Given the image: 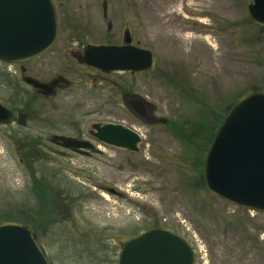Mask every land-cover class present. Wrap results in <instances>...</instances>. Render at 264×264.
I'll list each match as a JSON object with an SVG mask.
<instances>
[{"label": "rangeland", "instance_id": "obj_1", "mask_svg": "<svg viewBox=\"0 0 264 264\" xmlns=\"http://www.w3.org/2000/svg\"><path fill=\"white\" fill-rule=\"evenodd\" d=\"M53 2L54 44L15 65L0 61V103L11 112L0 122V220L27 219L39 204L22 155L23 145L36 141L33 168L46 179L56 215L39 235L50 264H116L125 241L154 227L183 237L211 264L221 263L233 238L264 243V213L208 190L201 161L209 130H195V122L213 124L236 99L264 93V25L249 17V0ZM125 29L133 45L153 53L151 68L103 73L82 62L86 46L120 44ZM59 75L69 84L47 96L24 81ZM130 94L152 103L151 112L133 114L124 99ZM99 122L140 132L139 149L98 142L88 131ZM54 134L93 148L64 149L51 142ZM107 186L121 195L108 194Z\"/></svg>", "mask_w": 264, "mask_h": 264}, {"label": "water", "instance_id": "obj_2", "mask_svg": "<svg viewBox=\"0 0 264 264\" xmlns=\"http://www.w3.org/2000/svg\"><path fill=\"white\" fill-rule=\"evenodd\" d=\"M249 17L264 25V0H249ZM58 20L53 0H0V61L17 63L34 58L56 41ZM153 53L131 43L123 32L121 44H90L82 62L103 73L141 72L152 67ZM38 93L53 94L64 76L50 82L26 77ZM128 107L137 115L154 105L140 95ZM10 111L0 103V122ZM88 133L98 142L127 151H137L141 135L122 124L93 123ZM51 142L64 149L86 153L93 144L86 139L54 134ZM204 180L214 195L239 207L264 213V93L252 91L227 113L208 148ZM120 196L114 187L104 188ZM194 252L181 236L164 228H151L125 241L116 264H193ZM0 264H50L36 232L14 220L0 221Z\"/></svg>", "mask_w": 264, "mask_h": 264}, {"label": "trees", "instance_id": "obj_3", "mask_svg": "<svg viewBox=\"0 0 264 264\" xmlns=\"http://www.w3.org/2000/svg\"><path fill=\"white\" fill-rule=\"evenodd\" d=\"M240 99H236L234 102H232L231 106L229 107V111L232 109V107L239 101ZM227 113H220V114H216L214 115V119L215 122L211 125H207V124H200L198 122H195L196 124V128L195 130L197 131V133H202L206 130H209V137L207 139L206 143H211L218 127L220 126V124L222 123L223 119L225 118ZM166 123H168V121H166ZM172 123V122H171ZM183 129V128H182ZM185 132V130H184ZM192 135H196V132L193 131L190 133V136H186L183 135L185 137L188 138H192ZM182 140L183 137H182ZM191 141V139H190ZM191 145V144H190ZM38 146V143L36 141H30L27 144L23 145V152L22 155L24 157L23 161L26 164V167L28 168V170L30 171V175H31V184H32V192L33 194L36 196V200L39 202L38 205H35L34 207H31L30 209H28L29 212V216L26 219H22L20 217L14 218L13 216H6L7 219L5 220H15L24 224H27L29 226H31L33 228V230L36 232V235L39 238L41 229H46L48 228L54 221H56L55 218V210L53 209V201H51L48 197L47 194V186L48 184L46 183V179H40L39 177L36 176V172H35V168H33V164H34V159L33 157L35 155L39 154V150L36 149V147ZM35 154V155H34ZM203 160L201 161V166L203 168ZM1 221V220H0Z\"/></svg>", "mask_w": 264, "mask_h": 264}, {"label": "flooded vegetation", "instance_id": "obj_4", "mask_svg": "<svg viewBox=\"0 0 264 264\" xmlns=\"http://www.w3.org/2000/svg\"><path fill=\"white\" fill-rule=\"evenodd\" d=\"M125 30H127V29H125ZM130 38H131V35H130ZM131 43H132V38H131ZM28 60H30V59H28ZM12 64L15 65L17 63H12ZM32 78H34V77H32ZM34 79H36V78H34ZM41 82H43V81H41ZM27 84L31 85L29 83H27ZM60 84H63V83H60ZM58 86H56V87H58ZM56 87L54 88L53 92H55ZM50 95H52V94H50ZM136 97H137L136 94H130V95L124 96V99H125V102H127V105H129V102L132 101L133 99H135ZM6 107L8 108V106H6ZM8 110H9V108H8ZM147 112H148V110L146 109V111L143 115H137L136 114V116L138 118H143ZM133 114H135V113L133 112ZM10 117H11V112H10L9 118ZM154 228H156V227H154ZM139 234H137V235H139ZM137 235H135V236H137ZM252 241H253V239L250 237H244L243 238L240 236V238L239 237L233 238L231 250L227 249V252L223 253L222 261L220 264H264V252H261L262 249H260V251L258 253V250H259L258 246L264 247V243L260 242V241H256L255 243H253ZM250 242H251V244H250ZM259 256L261 259H259ZM193 264H211V262H210L209 258H207V253H200L199 254L198 252H194Z\"/></svg>", "mask_w": 264, "mask_h": 264}, {"label": "bare ground", "instance_id": "obj_5", "mask_svg": "<svg viewBox=\"0 0 264 264\" xmlns=\"http://www.w3.org/2000/svg\"><path fill=\"white\" fill-rule=\"evenodd\" d=\"M170 14H172V12L171 13H169V15ZM204 39L207 41V43L210 45V46H213L214 44H213V42L210 40V39H208L207 37H204ZM138 132V131H137ZM139 134H141L140 132H138Z\"/></svg>", "mask_w": 264, "mask_h": 264}]
</instances>
